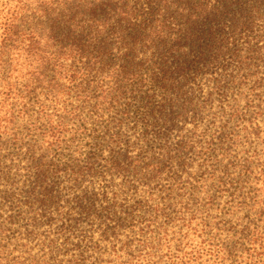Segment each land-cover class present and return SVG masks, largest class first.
I'll use <instances>...</instances> for the list:
<instances>
[{
    "label": "trees",
    "instance_id": "obj_1",
    "mask_svg": "<svg viewBox=\"0 0 264 264\" xmlns=\"http://www.w3.org/2000/svg\"><path fill=\"white\" fill-rule=\"evenodd\" d=\"M53 12L32 26L67 70L74 108L56 123L74 130L50 129L47 147L0 140L1 152L27 146L25 175L0 170L11 211L0 214V264H106L181 208H229L216 225L225 239L209 245L215 259L264 264L254 186L264 166L253 159L264 137V0H59ZM14 99L38 109L43 97Z\"/></svg>",
    "mask_w": 264,
    "mask_h": 264
},
{
    "label": "clouds",
    "instance_id": "obj_2",
    "mask_svg": "<svg viewBox=\"0 0 264 264\" xmlns=\"http://www.w3.org/2000/svg\"><path fill=\"white\" fill-rule=\"evenodd\" d=\"M59 0H0V140L31 138L40 147H47L57 132H72L63 121L74 96L72 86L63 83L66 69L58 63L59 56L49 45L46 31L35 24L46 19V14L57 8ZM28 25L25 30L21 23ZM19 26L20 34L13 35ZM59 69V70H57ZM29 94L43 97L38 109L17 105L15 96ZM63 105V108H61ZM64 109H67L65 111ZM259 155L253 157L264 166V137L256 141ZM264 196V175L254 185ZM220 209V208H218ZM229 208L213 213L212 210L189 212L178 209L164 217L150 220L144 232L134 234L130 246H122L105 257L106 264H220L216 253L225 239L216 225L224 219ZM209 221L215 223L209 225ZM207 225V226H206ZM211 258V259H209Z\"/></svg>",
    "mask_w": 264,
    "mask_h": 264
},
{
    "label": "rangeland",
    "instance_id": "obj_3",
    "mask_svg": "<svg viewBox=\"0 0 264 264\" xmlns=\"http://www.w3.org/2000/svg\"><path fill=\"white\" fill-rule=\"evenodd\" d=\"M26 149H27V146L26 145H22L20 149L10 150L8 148L7 151H4V150H3V152L0 151V162H4L3 167L2 168L0 167V170L5 168L6 171L8 172V174H9L10 178L14 182H17L21 176L25 175L24 169L27 166V162L24 160V155L26 153ZM5 157H7V159H5ZM94 188L95 189H99L97 187V185H95ZM8 192H10L9 185L5 186V182L1 180L0 181V205H1L0 214L4 218L11 214L9 205L5 204V202H3V200H2L3 193L6 194ZM12 229L15 230V228H13V227H12ZM38 231H39L38 235H47L46 236L47 238L50 235L49 234L50 229L47 226H42L40 228V230L38 229ZM24 238H25V234H23V236H21V238H20V239H22L20 241L22 244H28L30 247L35 245L36 241H34L32 243H28L26 240H24ZM14 243L17 244L19 242L17 241V242H14ZM38 252H39L38 248L34 247L33 250H32V254L36 255ZM45 252H47V251H45ZM61 258H63V256H60L59 259H61Z\"/></svg>",
    "mask_w": 264,
    "mask_h": 264
}]
</instances>
